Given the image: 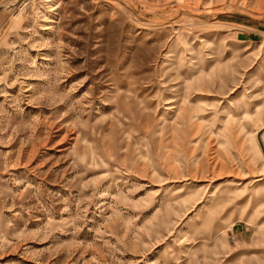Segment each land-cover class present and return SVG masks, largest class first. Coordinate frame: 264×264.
<instances>
[{
  "label": "rangeland",
  "instance_id": "374dc122",
  "mask_svg": "<svg viewBox=\"0 0 264 264\" xmlns=\"http://www.w3.org/2000/svg\"><path fill=\"white\" fill-rule=\"evenodd\" d=\"M0 264H264V0H0Z\"/></svg>",
  "mask_w": 264,
  "mask_h": 264
}]
</instances>
